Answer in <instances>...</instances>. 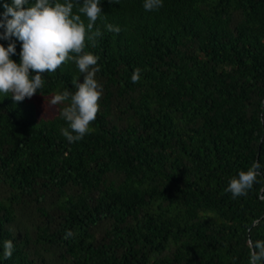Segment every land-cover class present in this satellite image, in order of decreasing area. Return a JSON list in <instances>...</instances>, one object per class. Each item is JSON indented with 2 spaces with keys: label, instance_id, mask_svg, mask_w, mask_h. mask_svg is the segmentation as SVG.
<instances>
[{
  "label": "trees",
  "instance_id": "trees-1",
  "mask_svg": "<svg viewBox=\"0 0 264 264\" xmlns=\"http://www.w3.org/2000/svg\"><path fill=\"white\" fill-rule=\"evenodd\" d=\"M101 8L83 51L103 92L83 139L62 134L67 103L42 119L0 95V264H249L264 241V0ZM42 78L33 96L82 82L74 61ZM256 162L233 197L229 181Z\"/></svg>",
  "mask_w": 264,
  "mask_h": 264
},
{
  "label": "clouds",
  "instance_id": "clouds-1",
  "mask_svg": "<svg viewBox=\"0 0 264 264\" xmlns=\"http://www.w3.org/2000/svg\"><path fill=\"white\" fill-rule=\"evenodd\" d=\"M79 2V0H77ZM116 0H109V3ZM102 0H82L79 12L87 17V26L78 14L73 13V0H0V95L11 97L14 102H23L40 92L44 85L43 75L55 72L63 63L74 61L82 74V82L75 83L76 91L64 90L52 98L53 105L67 103L60 115L68 127L62 134L69 143L78 142L90 132V123L96 119L103 86L97 81L100 71L98 57L85 53L86 38L95 22L104 13ZM163 0H143L145 11H156ZM108 31L119 33L120 28L106 25ZM94 35L102 33L96 30ZM20 44L19 61L16 43ZM140 79L139 69L132 82ZM259 162L247 171H240L226 188L233 197L246 195L257 180ZM14 252L11 240L3 243L2 257L8 260ZM249 264H264V241L251 244Z\"/></svg>",
  "mask_w": 264,
  "mask_h": 264
},
{
  "label": "rangeland",
  "instance_id": "rangeland-1",
  "mask_svg": "<svg viewBox=\"0 0 264 264\" xmlns=\"http://www.w3.org/2000/svg\"><path fill=\"white\" fill-rule=\"evenodd\" d=\"M52 98H42L39 96H32L28 101L35 105L38 118L47 119L54 117L57 113V106L51 103Z\"/></svg>",
  "mask_w": 264,
  "mask_h": 264
},
{
  "label": "water",
  "instance_id": "water-1",
  "mask_svg": "<svg viewBox=\"0 0 264 264\" xmlns=\"http://www.w3.org/2000/svg\"><path fill=\"white\" fill-rule=\"evenodd\" d=\"M263 198V197H262Z\"/></svg>",
  "mask_w": 264,
  "mask_h": 264
}]
</instances>
